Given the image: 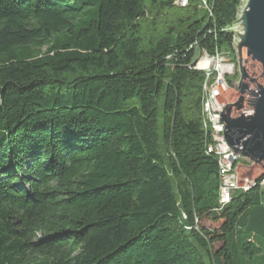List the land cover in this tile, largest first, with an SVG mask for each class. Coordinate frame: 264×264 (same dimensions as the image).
<instances>
[{
    "label": "trees",
    "instance_id": "16d2710c",
    "mask_svg": "<svg viewBox=\"0 0 264 264\" xmlns=\"http://www.w3.org/2000/svg\"><path fill=\"white\" fill-rule=\"evenodd\" d=\"M243 1L0 0V264H264V189L219 204L195 69L236 64Z\"/></svg>",
    "mask_w": 264,
    "mask_h": 264
},
{
    "label": "water",
    "instance_id": "95a60500",
    "mask_svg": "<svg viewBox=\"0 0 264 264\" xmlns=\"http://www.w3.org/2000/svg\"><path fill=\"white\" fill-rule=\"evenodd\" d=\"M227 31L234 35L240 78L232 85L240 96L223 108L218 123L232 153L264 169V0H244Z\"/></svg>",
    "mask_w": 264,
    "mask_h": 264
},
{
    "label": "built area",
    "instance_id": "2783aa9c",
    "mask_svg": "<svg viewBox=\"0 0 264 264\" xmlns=\"http://www.w3.org/2000/svg\"><path fill=\"white\" fill-rule=\"evenodd\" d=\"M201 2L203 7L209 10L207 0H201ZM178 4L181 7H186L188 0H179ZM209 13L211 15L212 12L209 11ZM230 62L233 61L229 52H217L214 56L199 52L195 62V69L205 75L203 85L204 126L210 131L212 137L208 153L215 155L218 159L219 204L221 206L228 205L233 195L238 191L248 192L257 187L264 189V173L258 177L244 173V169L247 167L250 169L255 164H244L239 155L232 153L223 134L224 124L218 123L220 113L226 106L223 101L224 96L231 89L225 76V71L232 67Z\"/></svg>",
    "mask_w": 264,
    "mask_h": 264
},
{
    "label": "rangeland",
    "instance_id": "374dc122",
    "mask_svg": "<svg viewBox=\"0 0 264 264\" xmlns=\"http://www.w3.org/2000/svg\"><path fill=\"white\" fill-rule=\"evenodd\" d=\"M232 64V67L230 69H228L227 71H225V76L227 81H230V91L228 93H226V95L224 96V103L225 105L228 104H234L235 102L238 101L239 99V91L235 89V87L232 85V82L234 81H239V74H238V70H237V65L234 62H230ZM235 65V66H233ZM251 167V166H249ZM244 173L246 174H250V175H254L256 177L261 176L264 173V169L259 166V165H254L252 168L248 169V167L246 169H244ZM208 223H205V226H208Z\"/></svg>",
    "mask_w": 264,
    "mask_h": 264
}]
</instances>
